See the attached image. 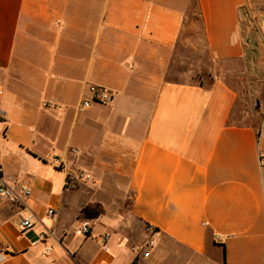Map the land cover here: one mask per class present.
Here are the masks:
<instances>
[{
  "label": "crops",
  "instance_id": "crops-1",
  "mask_svg": "<svg viewBox=\"0 0 264 264\" xmlns=\"http://www.w3.org/2000/svg\"><path fill=\"white\" fill-rule=\"evenodd\" d=\"M190 1L0 0V166L30 189L24 211L0 198V264H264V26L250 0H195L189 39ZM90 86L114 98L78 112Z\"/></svg>",
  "mask_w": 264,
  "mask_h": 264
},
{
  "label": "built area",
  "instance_id": "built-area-1",
  "mask_svg": "<svg viewBox=\"0 0 264 264\" xmlns=\"http://www.w3.org/2000/svg\"><path fill=\"white\" fill-rule=\"evenodd\" d=\"M89 92L91 94L90 98L84 99L80 102L78 106V112H84L88 108H90L94 103L101 104H109L112 102L114 98V94L112 91L97 86H90ZM260 166L264 167V155L260 156ZM80 178H84L85 180H90L91 176L84 172L79 173ZM21 194H17L5 181L3 176V170L0 166V198L5 200L11 205H16L20 211L25 210V198L30 195V189L27 186H20ZM48 214H52V210L48 211ZM32 216L29 214H25L24 216H20L19 219V227L21 230H25L31 228L33 226ZM148 233L150 235L153 234L154 229L152 227L147 228ZM76 235L78 236H88L91 233V224L89 221L83 222L76 230ZM100 240L102 241V250L104 252L109 251V240L110 236L108 233H101L99 235ZM152 244L151 238L148 239L146 243V247H150ZM148 252H145V256H148ZM4 260V254L0 251V263ZM106 264V263H104Z\"/></svg>",
  "mask_w": 264,
  "mask_h": 264
},
{
  "label": "rangeland",
  "instance_id": "rangeland-1",
  "mask_svg": "<svg viewBox=\"0 0 264 264\" xmlns=\"http://www.w3.org/2000/svg\"><path fill=\"white\" fill-rule=\"evenodd\" d=\"M248 9L250 10L251 14H255L256 16V22H257V26L259 27L261 22L262 24H264V19L262 18L264 16V0H250L249 4H248ZM184 14H186V19H185V30H184V36L188 37L189 39H194L195 41H197L198 38L202 37V31H201V22L198 18L197 15H193V14H198L197 12V4L195 0H191L190 3L186 6L185 10H184ZM264 26V25H263ZM200 35V36H199ZM202 56H204L202 54ZM204 58V57H203ZM203 60V59H202ZM200 74V78L203 79L204 83L207 84L209 83L210 79L206 76V74L204 72L199 73ZM196 82L199 81L197 76L193 78ZM256 109V103L255 102H251V100H249V105L246 107V114H242L238 117L242 118V122H249V123H259L261 118H259L257 120V118H251L250 115H248L249 113L254 112V110ZM240 109L238 108L237 111H239ZM242 110H244L242 108Z\"/></svg>",
  "mask_w": 264,
  "mask_h": 264
},
{
  "label": "trees",
  "instance_id": "trees-1",
  "mask_svg": "<svg viewBox=\"0 0 264 264\" xmlns=\"http://www.w3.org/2000/svg\"><path fill=\"white\" fill-rule=\"evenodd\" d=\"M199 14V13H198ZM199 81L197 83L201 85H209V83L205 84L203 79L200 78V74L197 75ZM210 79V78H209ZM148 228V226H147ZM155 231V230H154ZM205 255L213 260H219L224 263L225 262V250L222 244H218L214 241L212 231L209 228H206V238H205Z\"/></svg>",
  "mask_w": 264,
  "mask_h": 264
},
{
  "label": "water",
  "instance_id": "water-1",
  "mask_svg": "<svg viewBox=\"0 0 264 264\" xmlns=\"http://www.w3.org/2000/svg\"><path fill=\"white\" fill-rule=\"evenodd\" d=\"M262 18L264 19V16H263ZM254 46L257 47V43H255ZM253 53H254L255 55L257 54V52H256L255 50H253ZM250 60L254 62V61H255V57H254V56L251 57Z\"/></svg>",
  "mask_w": 264,
  "mask_h": 264
},
{
  "label": "bare ground",
  "instance_id": "bare-ground-1",
  "mask_svg": "<svg viewBox=\"0 0 264 264\" xmlns=\"http://www.w3.org/2000/svg\"><path fill=\"white\" fill-rule=\"evenodd\" d=\"M264 25V24H263Z\"/></svg>",
  "mask_w": 264,
  "mask_h": 264
}]
</instances>
